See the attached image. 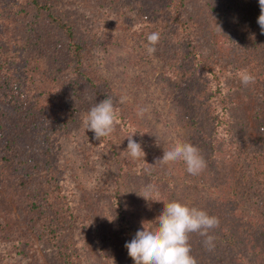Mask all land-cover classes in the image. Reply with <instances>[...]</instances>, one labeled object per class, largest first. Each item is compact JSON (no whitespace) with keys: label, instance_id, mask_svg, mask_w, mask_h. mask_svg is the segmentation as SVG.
<instances>
[{"label":"rangeland","instance_id":"374dc122","mask_svg":"<svg viewBox=\"0 0 264 264\" xmlns=\"http://www.w3.org/2000/svg\"><path fill=\"white\" fill-rule=\"evenodd\" d=\"M49 1L57 14L76 21L77 37L87 44L85 63L91 72L100 77L99 80L102 79L98 92L87 87L78 91L81 99L78 102L77 126L68 136L52 143L61 183L84 221L80 249L86 264H134L125 244L135 237L138 230H143V225L146 229L155 227L163 203L178 201L198 208L209 197L207 192L210 187L214 194L216 191L227 194L233 191L229 158L237 153L225 144L220 154L222 163L217 165L216 180H213L206 153L200 145L203 133L209 132L206 130L213 115L204 107L207 92L194 96L195 89H204V84L180 85L179 88L175 87L174 73L169 72L166 76L164 70L169 62L163 65L161 59L166 53L165 48L170 51L174 48L176 39L171 33L160 37L154 54L150 55L147 51L150 46L147 36L152 32L159 33L161 18L166 15L168 22L173 18L168 0ZM253 2L218 0L217 7L235 4L232 15L224 18L221 11L217 15L209 13L204 0H187L184 9V16L197 24L198 33L203 38L202 44L210 51L209 55L220 57L226 65H240L247 71H250L247 67L255 66L252 76L262 70L255 64L264 56V34L258 48L249 49L246 53L241 49L244 43L240 44V38L247 33L245 26L253 22L251 9L256 6ZM25 10L26 13H19L14 18L27 19L31 12ZM1 15L0 25H10L11 14L9 17L2 11ZM238 15L246 20L245 26L237 23ZM12 23V28L16 29L17 23ZM42 24L49 26L45 20H42ZM164 43L167 45L162 46ZM174 58L172 55L169 61ZM37 66L43 71L49 69L44 59H40ZM240 75L236 77L230 74L226 82L230 88L226 91L228 102L233 103V136L251 148L250 144L259 136L264 137V122L256 115L257 107L262 104L254 96L257 90L251 88L257 81H262L260 78L264 77V71L247 86L241 82ZM105 81L112 90L109 94L116 101L117 113L127 117L132 131L125 130L118 119L115 131L97 140L93 132L86 131L83 119L95 103L102 101L98 93ZM177 94L184 96L182 101L176 98ZM122 97L124 102L120 103ZM65 99L68 101V95L55 93L51 100L60 102ZM141 109L145 110L142 116L138 114ZM201 110L203 116L196 126L202 129L198 131L190 118ZM133 134L136 142L145 143L141 144L146 153L144 159H132L125 151L127 137ZM176 142H187L200 150L206 167L199 175L188 174L182 161L167 164L158 161L164 151ZM242 157L240 164L244 163ZM240 164L231 167L236 170L237 176ZM6 183L0 160V246H5L7 253L10 250L14 254L7 264H55L42 233L36 225L26 221L20 202L14 198L11 187ZM148 186H152L150 198L154 201L142 197ZM210 197L214 198L213 195ZM119 199L125 206V220L117 206ZM196 234L201 240L205 238L199 233H191L189 241H193L191 237ZM20 247L23 254L18 252Z\"/></svg>","mask_w":264,"mask_h":264},{"label":"trees","instance_id":"16d2710c","mask_svg":"<svg viewBox=\"0 0 264 264\" xmlns=\"http://www.w3.org/2000/svg\"><path fill=\"white\" fill-rule=\"evenodd\" d=\"M204 1L209 13L217 15L221 11L223 18L232 15L235 6L217 7L218 0ZM186 2L168 0L173 18L168 22L165 15L159 24L161 38L172 34L176 39L174 48L171 51L165 48L166 53H163V65L169 62L164 71L166 76L169 72L174 73L175 87L192 86L194 83L205 86L204 89H195L194 96L207 92L204 107L213 115L207 126L208 134L204 132L200 138L213 180H216L217 165L222 163L220 154L225 144L237 153L229 158L233 191L228 194L216 191L214 194L210 187L207 195L214 198L209 195L198 207L219 218V226L209 231V235L214 237V247L209 250L204 244L205 238L201 240L197 234L192 235L193 241H189L191 255L198 264H264V137L259 136L250 144L251 148L234 138L233 103L228 102L226 91L230 88L226 83L230 74L237 77L245 68L226 65L220 57L209 55L210 51L202 44L197 24L184 16ZM253 4L256 6L251 9L252 23L245 26L246 20L237 16V23L247 30L240 38V44H245L244 48L241 47L244 53L257 49L263 40L257 23L259 0H254ZM25 8L30 10V16L23 21L15 19V15L26 13ZM2 11L12 16L10 25L3 22L0 25V160L4 178L14 198L20 202L26 221L36 225L42 233L55 264H86L80 249L84 221L61 183L52 143L68 136L77 126L78 102L81 99L78 91L87 87L98 92L102 79L99 80L100 77L85 63L87 44L77 37L76 21L57 14L51 1L0 0V16ZM42 20L49 26L43 25ZM12 21L17 23L16 29L12 28ZM172 55L176 58L169 61ZM40 59L47 62L48 70H40L37 66ZM255 65L264 71V56ZM247 68L250 71L244 72L252 75L256 67ZM261 72L253 77H259ZM260 79L262 81H257L251 88L257 90L254 96L262 104L257 107L256 115L264 122V77ZM101 88L99 97L102 100L110 97L112 90L107 81ZM55 93L68 95V101H52ZM183 97L176 95L181 101ZM111 98L116 107L115 99ZM202 116L201 110L190 118L191 124L197 127ZM118 119L125 130L132 131L125 115L118 113ZM197 129L200 131L202 127ZM141 144L145 143L142 141ZM241 157L242 164L239 162ZM233 164H240L238 176L231 168ZM163 181L168 183L166 179ZM117 206L125 220V206L120 199ZM18 252L23 254V248L20 247ZM13 257L10 250L7 253L6 247L0 246V264H7Z\"/></svg>","mask_w":264,"mask_h":264},{"label":"clouds","instance_id":"9594fccd","mask_svg":"<svg viewBox=\"0 0 264 264\" xmlns=\"http://www.w3.org/2000/svg\"><path fill=\"white\" fill-rule=\"evenodd\" d=\"M259 6L257 23L264 34V0H259ZM147 40L150 45L147 51L150 55L154 54L160 34L152 32L147 36ZM240 78L246 86L254 82V77L247 72L241 73ZM119 102L123 103L124 98ZM144 111L141 109L138 114L142 116ZM117 122L118 113L111 97L95 103L83 119L86 131L93 132L97 140L110 136L115 131ZM134 135L127 137L125 151L132 159H144L146 153L141 144L132 138ZM158 161L165 164L182 161L186 165L187 173L193 176L199 175L206 167L200 150L187 142L174 143L169 150L164 151ZM152 190V186H148L142 197L154 201L150 198ZM155 222V227L150 229L143 225V230H138L135 237L125 244L134 264H198L196 258L191 255L190 234L199 233L205 237L204 244L211 250L214 247V237L209 235V231L217 228L220 223L218 217L178 201L163 203V210Z\"/></svg>","mask_w":264,"mask_h":264}]
</instances>
